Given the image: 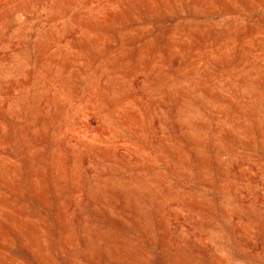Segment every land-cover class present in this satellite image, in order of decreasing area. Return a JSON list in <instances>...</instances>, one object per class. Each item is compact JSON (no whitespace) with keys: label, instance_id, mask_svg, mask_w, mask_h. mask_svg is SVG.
I'll return each mask as SVG.
<instances>
[{"label":"rangeland","instance_id":"obj_1","mask_svg":"<svg viewBox=\"0 0 264 264\" xmlns=\"http://www.w3.org/2000/svg\"><path fill=\"white\" fill-rule=\"evenodd\" d=\"M0 264H264V0H0Z\"/></svg>","mask_w":264,"mask_h":264}]
</instances>
